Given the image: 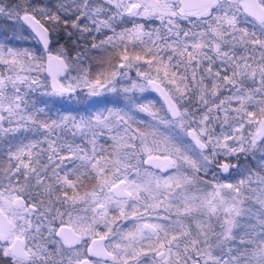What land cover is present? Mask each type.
Here are the masks:
<instances>
[{"label":"snow or ice","instance_id":"1","mask_svg":"<svg viewBox=\"0 0 264 264\" xmlns=\"http://www.w3.org/2000/svg\"><path fill=\"white\" fill-rule=\"evenodd\" d=\"M0 65V264H264V0H0Z\"/></svg>","mask_w":264,"mask_h":264},{"label":"trees","instance_id":"2","mask_svg":"<svg viewBox=\"0 0 264 264\" xmlns=\"http://www.w3.org/2000/svg\"><path fill=\"white\" fill-rule=\"evenodd\" d=\"M141 22H143V21H141ZM158 23L159 22L157 21L156 22V25H158ZM156 25H148L147 27L150 28V27H153V26H156ZM125 26L130 28L132 25L131 24H128V25H125ZM120 30H121V28L118 27L117 28V31L119 32ZM105 31H107V30H105ZM108 35H111V32H108ZM100 38L103 39V37H100ZM63 42L64 41H61V43H63ZM126 43H127V51H128V53H129L130 56L131 55H134L136 52H140L141 55H144V53H143V51L141 49V46L139 45V42L138 41L135 42V44H133L132 42H128V41H126ZM107 47H108V51L103 54L104 60L107 61L109 58H111V62H112L113 65L120 63L119 59L114 55V51L115 50H113L111 48V46H107ZM119 51L120 52H123L124 51V45H121ZM93 55L100 56V53L99 52H94ZM161 55L166 57L167 56V53L161 52ZM147 58L148 57H146V59ZM90 63H91V72L93 74L97 73L98 71L104 70V68H108L109 70H113L111 68V66L108 65V64H104L102 66L100 63H98L96 61H91ZM87 66H88V64L86 63L85 64V67H87ZM137 67H139L141 71L149 70L148 69V65L144 61H139V62H134V66L131 69L124 68L125 69L124 71H128L129 72V76H136ZM121 69L122 68H117V69H114V70L119 71ZM151 71L153 72V75H154L155 74L154 68ZM34 93L35 94H32L29 97L30 98H38L39 101H44L45 99H53V101H52L53 104H63V107L65 109L72 108V107H75L76 106V100L75 99H73L71 102H69L67 100L61 99L60 97H54V98H52L53 96L52 97L51 96H46V95L42 94L40 91H36ZM149 95L151 97H154L157 101H159V103H163L160 100L161 98L154 91H151L149 93ZM94 99H96V98L88 97V96H86L84 94L82 101L86 103V102L92 101ZM45 102H47V105L49 107H54L55 109H62V105L51 106V105H49V103H51V102H49V101H45ZM124 171H125V169H124ZM116 215L118 216V213H116ZM117 229L126 232L129 229V220L128 219H118ZM115 239H117V238L115 237Z\"/></svg>","mask_w":264,"mask_h":264},{"label":"flooded vegetation","instance_id":"3","mask_svg":"<svg viewBox=\"0 0 264 264\" xmlns=\"http://www.w3.org/2000/svg\"><path fill=\"white\" fill-rule=\"evenodd\" d=\"M24 91H25V89H24ZM26 92H29V95L35 94L34 92H30L29 90L26 91ZM31 99H37L39 101L38 98H31ZM44 101L51 102V103H49V105H51V106L62 105V110L65 109L63 107V104H53L52 103L53 99H45ZM43 105L44 104H40V106H43ZM2 143H3V141H0V144H2ZM144 159H145V157L143 158V160ZM131 165H132V167H129V168L125 169L124 172L127 173V176H128L129 180L135 179L137 181V183H142V182L148 181L149 179L153 180L152 178L149 177L148 173H150V172H152L154 174L158 173L160 175H165V174H167L170 171V170L166 171V173H165V172L161 171L158 167L154 168V167L145 165L144 162L143 163H139V164H138V162H136L134 164H133V162H131ZM122 170H124V169H122ZM138 173H139V175H138ZM226 175H227V173H223V174H221V177L226 176ZM207 179H211V177L209 176V177H207ZM222 182H227V181H222ZM209 191H210V189H209ZM81 215H83V213H81ZM110 215H116V212L110 213ZM128 220H129V229H130L132 227V225H133L134 218L129 217ZM117 225H118V219L111 225L113 230H117ZM100 230L101 231H106V229H104L102 225H101V229ZM110 238L115 239V237H110ZM84 242H87L88 244H91V240H90V238L88 236H84L82 238L81 243H84ZM145 252H147V255L149 257L152 255L151 250L148 249L147 245H145Z\"/></svg>","mask_w":264,"mask_h":264},{"label":"rangeland","instance_id":"4","mask_svg":"<svg viewBox=\"0 0 264 264\" xmlns=\"http://www.w3.org/2000/svg\"><path fill=\"white\" fill-rule=\"evenodd\" d=\"M0 70H3V66L2 65H0ZM125 69L124 68H122L121 70H119V72H127L128 73V77L127 78H122L121 76H117L116 77V80H118V81H121L123 84H128L129 83V79L128 78H131L132 80H137V81H140L142 78L141 77H138L137 75L136 76H129V72L128 71H124ZM70 72H71V74L73 75V76H75V75H77L78 73H77V71L75 70V69H70L69 70ZM5 74H7L6 72H5ZM32 75H34V76H36V75H38L39 76V79H40V81H41V85H40V87H38L37 89H36V91H40L42 94H44L45 93V89H48V90H50V87H49V84H48V80H47V83H45V78H46V75H45V71H43V72H39V73H36V72H33L32 73ZM35 87V86H34ZM9 92H11V86L9 85ZM25 91H28V89L25 87ZM45 95V94H44ZM83 95L84 94H81V100H83ZM30 96V95H29ZM46 96H48V95H46ZM52 97V96H51ZM52 98H54V97H52ZM41 107H43V106H41ZM226 127V126H225ZM137 143H139V142H137ZM139 155L140 156H142L143 158L144 157H147V154L145 153V152H143V150H140V152H139ZM155 155V154H154ZM131 162H133V164L134 163H136L137 162V160L136 159H132L131 160ZM122 172H124V170H121ZM171 171V170H170ZM169 171V172H170ZM169 172L167 173V174H165V175H160V174H158V173H152V172H150V173H148V174H151V175H149V177L150 178H152L153 180V182H154V178L156 177V176H167L168 174H169ZM118 175H119V173H118ZM150 180V179H149ZM161 212H162V210H160ZM154 219V218H153Z\"/></svg>","mask_w":264,"mask_h":264},{"label":"water","instance_id":"5","mask_svg":"<svg viewBox=\"0 0 264 264\" xmlns=\"http://www.w3.org/2000/svg\"><path fill=\"white\" fill-rule=\"evenodd\" d=\"M45 75H46V77H47V80H48V84H49V87L51 86V77H49L48 76V73H47V71H45ZM155 92V91H154ZM159 97H160V95H159V93H157V92H155ZM161 99V101L163 102V99H162V97H160ZM190 139V138H189ZM148 160V156L147 157H145V159H144V161H147ZM159 163H161V164H163V163H165L164 161H159ZM144 164L145 165H147V166H151V167H156L153 163H150V162H144ZM161 171H163V172H165L166 173V171H169V170H171V169H168V170H164L163 168H159Z\"/></svg>","mask_w":264,"mask_h":264}]
</instances>
